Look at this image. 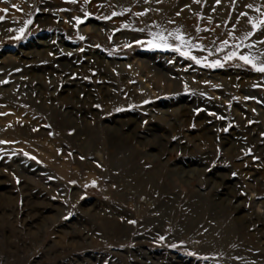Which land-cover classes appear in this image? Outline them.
I'll list each match as a JSON object with an SVG mask.
<instances>
[{
  "label": "rangeland",
  "instance_id": "obj_1",
  "mask_svg": "<svg viewBox=\"0 0 264 264\" xmlns=\"http://www.w3.org/2000/svg\"><path fill=\"white\" fill-rule=\"evenodd\" d=\"M262 15L0 0V264H264Z\"/></svg>",
  "mask_w": 264,
  "mask_h": 264
},
{
  "label": "snow or ice",
  "instance_id": "obj_2",
  "mask_svg": "<svg viewBox=\"0 0 264 264\" xmlns=\"http://www.w3.org/2000/svg\"><path fill=\"white\" fill-rule=\"evenodd\" d=\"M74 2V0H73ZM217 3H219V0H217ZM12 7H16V5H13ZM246 7L248 8H252L253 5L249 4V5H246ZM2 11L4 12H7L8 9H3ZM256 11H261V9L257 8ZM113 16L117 15V13L113 12L112 13ZM139 15V13L137 14ZM242 15H247L246 13H243ZM107 18V17H106ZM4 19V16H0V20H3ZM73 19H75L77 21V23L81 22V18L80 17H74ZM31 23V20H28L25 22V27H27L28 24ZM249 23L251 24V27H252V32H249L246 34V36L244 37L245 39H247V37L253 35V33L261 28L262 26H264V15H262L261 18H259L258 20H252L250 19L249 20ZM19 33H23L24 32V28H20L18 30ZM159 36V41L157 42H153V41H149L150 44H153L154 43V46L156 47H168V48H173L174 51H178L180 52L181 55L183 56H189L190 55V52L189 51H186V50H183V48L181 47V45L183 44H186L187 41H185L183 39V36L181 34H177L176 35V40L177 41H180L181 43L176 45V46H173V45H170L167 43V38L163 35H160V34H156ZM19 38V36L17 37ZM137 43H140L139 41H137ZM224 44H227V41H223ZM237 48L239 47V45L236 46ZM220 49H217V51H219ZM238 56V59L243 61L245 64H248L250 65L253 69L261 72V73H264V63H257L256 60L250 56V55H238V53L236 51H232L229 53L228 56L225 57V59H232L233 57H237ZM191 59L194 60L196 63H201V59L196 57V56H191ZM220 62L219 61H214L212 62L210 65H206V66H211V67H216ZM0 143H4L3 141H0ZM25 155H27V153H25ZM233 175H235V173H233ZM72 183H75V181H72ZM93 185H95V181L92 182ZM130 223H135V221H130ZM161 239H163V237H161ZM173 247H175V245H173Z\"/></svg>",
  "mask_w": 264,
  "mask_h": 264
},
{
  "label": "bare ground",
  "instance_id": "obj_3",
  "mask_svg": "<svg viewBox=\"0 0 264 264\" xmlns=\"http://www.w3.org/2000/svg\"><path fill=\"white\" fill-rule=\"evenodd\" d=\"M113 1H114L115 4H118V5L121 4V3H127V4H128V3L131 2V0H113ZM202 1H203V0H202ZM240 2H241V1H240ZM242 2H243V1H242ZM201 3H202V2H201ZM158 4H159V3H158ZM192 4H193V3H192ZM191 8H192V7H191ZM243 8H244V7H239L240 12H241L242 10H244ZM172 13H173V12H172ZM173 15H174V14H173ZM179 15H180V14H179ZM175 16H176V15H175ZM175 16H174V17H175ZM185 16H186V15H185ZM172 17H173V16H172ZM174 17H173V18H174ZM183 17H184V16H183ZM181 18H182V17H181ZM176 19H177V18H176ZM186 19H189V18H186ZM171 20H172V18H171ZM192 21H193V20H192ZM175 23H176V22H175ZM181 23H186V22H182V21H181ZM192 24H193V23H192ZM182 25H183V24H182ZM190 28H191V27H190Z\"/></svg>",
  "mask_w": 264,
  "mask_h": 264
}]
</instances>
